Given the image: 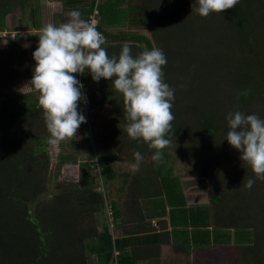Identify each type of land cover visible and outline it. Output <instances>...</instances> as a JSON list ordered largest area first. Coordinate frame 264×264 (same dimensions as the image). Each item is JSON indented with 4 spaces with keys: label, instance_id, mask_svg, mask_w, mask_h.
<instances>
[{
    "label": "trees",
    "instance_id": "obj_1",
    "mask_svg": "<svg viewBox=\"0 0 264 264\" xmlns=\"http://www.w3.org/2000/svg\"><path fill=\"white\" fill-rule=\"evenodd\" d=\"M26 1L33 20L40 0H0V31L4 29L2 18L11 9L8 3L23 10ZM58 1L64 8L76 5L85 20L96 11V27L105 37L103 47L110 56L118 55L128 43L133 56L155 47L167 58L163 77L174 89L175 119L166 138L172 146L182 144L177 153L190 167L182 184L171 174L164 148L160 162L142 166L143 174L136 182H124L122 197L130 202L137 225L167 216L171 237H175L173 245L191 246L199 252L228 246L231 264H264V181L255 178L236 149L223 145L226 116H218L221 108L226 114L238 109L264 119V0H239L233 9L207 17L196 12L193 28L181 18L186 11L176 10L183 0H139L120 10L108 6L106 0ZM139 29L151 31V39L139 34ZM175 31L180 33L179 41H174ZM5 38L10 60H16L17 46ZM28 41L38 44V35L31 34ZM22 62L20 78L30 81L35 61L26 49L19 48V64ZM80 79L89 110L83 113L81 104L79 110L86 115L84 125L89 130L95 124L89 119L90 109L108 106L103 145L97 147L94 159L58 155V167L66 163L77 166L78 188L58 193L30 211L31 215L26 207L42 191L39 168L45 163V158L38 161L31 152L40 140H49L38 93L31 91L13 99L7 96L0 107V264H88L90 259L94 264H135L124 249L156 240L154 234L113 237L111 228L120 216L113 199L107 202L112 225H101L96 231L90 221L88 212L94 206L102 209L92 170L98 169L105 182L113 181L121 175L115 165L125 161L127 153L133 156L138 151L144 156L146 152L151 160L155 150L127 136L122 96L111 80L95 82L87 70ZM191 80L202 85L194 90ZM224 150L226 156H222ZM14 152L19 159L10 158ZM229 169L232 173L227 177ZM249 178L255 180L251 189L244 186ZM149 253L154 256V251Z\"/></svg>",
    "mask_w": 264,
    "mask_h": 264
},
{
    "label": "clouds",
    "instance_id": "obj_2",
    "mask_svg": "<svg viewBox=\"0 0 264 264\" xmlns=\"http://www.w3.org/2000/svg\"><path fill=\"white\" fill-rule=\"evenodd\" d=\"M195 11L201 17L233 9L239 0H196ZM65 22L47 23L41 27L32 58L35 61L31 80L24 87L38 93L49 143L58 144L76 137L86 118L79 105L86 103L83 84L74 74L87 70L93 81L111 80L121 94L127 123L124 131L132 140H141L155 152L154 162L162 160V150L171 144L166 138L172 131L174 89L164 82L163 66L167 58L162 49L153 47L133 56L125 43L118 55H109L105 37L96 22L81 18L79 11L66 13ZM243 94H246L243 93ZM228 144L236 149L255 178L264 181V119L253 113L237 110L226 115ZM138 170L144 157L134 152ZM255 180L249 178L245 187L251 189Z\"/></svg>",
    "mask_w": 264,
    "mask_h": 264
},
{
    "label": "rangeland",
    "instance_id": "obj_3",
    "mask_svg": "<svg viewBox=\"0 0 264 264\" xmlns=\"http://www.w3.org/2000/svg\"><path fill=\"white\" fill-rule=\"evenodd\" d=\"M184 2L182 4L178 3V7L176 10H182L183 14H177V15H183L181 16L183 21L190 22L188 25H191V27H195L194 20V13H196L195 8L198 6L196 0H183ZM128 3H138L139 0H127ZM49 0H41L38 3L37 9H38V17L39 20H45L44 17L47 15L45 11L48 10V6H51L52 4H49ZM9 7H11L10 11L5 14L2 18L3 27L4 29L0 31V107L3 106L4 100H6L7 96L13 99L15 96H19L21 94H25L27 92L32 93L31 91H28L26 87H24L26 84H28L27 79L20 78L19 70L23 67V64L25 62H22L21 65L19 64V48L26 49L28 46V38L32 34L29 29H31V23H30V17H29V9H28V2L23 5V10L20 9L19 5L14 3L9 4ZM59 7V3L56 2V5L54 8ZM53 8V7H51ZM187 9V10H186ZM46 13V14H45ZM48 16V15H47ZM54 16V15H53ZM56 16L53 17L55 19ZM195 20L197 21L198 18L195 17ZM32 21V20H31ZM20 22V23H19ZM37 22L34 20L32 24H35ZM46 22V21H45ZM20 24V27H19ZM18 29V30H15ZM28 30V32H23ZM22 31V32H20ZM139 34H142L143 36L147 37L148 39H151L152 33L149 30L146 29H139ZM6 36H8L12 42L17 46L16 49V60L13 59L10 60V54H8V46H7V40ZM174 41L180 40V33L178 31L174 32ZM24 46V48H22ZM10 53V52H9ZM16 62V63H15ZM197 82H193L191 80L190 84L192 87ZM90 85V84H89ZM202 83L196 84L193 88L196 90L198 87H200ZM92 87V85H90ZM96 85H94L95 87ZM199 89V88H198ZM217 100H222L221 98H217ZM221 103V102H220ZM107 110L108 106L107 104H103L101 107L97 109H90V115L89 119L91 118L93 122L95 123L93 127H90V130L87 126L82 123L77 131L76 137L72 139H66L58 144H50L48 141L45 140V142H42L41 140L36 144L37 147L34 148V152L32 150L31 155L35 156L36 160H41L45 158V163L43 166L39 168L41 175V192L35 197V202L31 205H28L27 211L31 215V212L34 208H37L43 203L50 202V200L55 197L58 193L65 192V190H69L72 188H78L77 184V175H78V168L76 165L73 164H60V166H57L58 161V155H68V154H76L77 159H89L93 158L94 156L96 158V152L97 147H102L103 143H101L104 140V134H102V126L105 123L106 116H107ZM226 110L220 109V112L218 116H222L225 114ZM222 126L224 128V132L226 134L228 128H227V120H224L222 123ZM225 134L224 137L225 138ZM96 135V137H95ZM97 138L98 141H94L93 139ZM223 145L227 144V140L222 141ZM220 144V140L214 144L215 146ZM87 148H89L87 150ZM182 144L177 143L173 144V146L170 144L168 147H166V155L169 158V165H170V172L172 175L179 177V179L182 181L185 180L184 176L187 175L190 164L185 160L184 157L179 156L177 152H179L178 149H182ZM18 152V151H17ZM14 152L10 154V158L15 156L17 159H19V153ZM222 156H226V151H221ZM130 154V155H129ZM129 155V157H127ZM143 156V155H142ZM148 153L145 152V155L143 156L144 159L142 162H140L138 170L135 168L136 161L133 156H131V153H127L125 155V161L117 162L116 168L119 166L121 175H117L116 178L113 181H107L105 182L102 180L99 170L94 169L92 170V175L94 178L97 179V185L95 184L94 190L98 193H100L101 197V208H98L97 206L93 207L92 212H88L90 221L93 225V227L97 230H99L101 225H107L110 226L113 224V222H109V216L107 215V202L109 200L113 199L115 202L118 203V206H120L121 210L124 211L125 207H128L130 202L126 199H123L124 197V190L126 189V183L132 182L133 180L136 182L137 176L141 177V168L142 166L146 164H150L151 161V167L154 166V161L147 158ZM123 159V157L121 158ZM229 161H232L229 159ZM113 166V168H115ZM149 166V165H148ZM227 177L231 176L232 170L229 169L227 172ZM218 175V174H217ZM221 177L220 175H218ZM136 178V179H135ZM222 178V177H221ZM107 184V187L105 188L104 185ZM121 184V186H120ZM77 185V186H76ZM123 189H122V188ZM105 195V196H104ZM86 196V194H85ZM123 196V197H122ZM84 209H87L85 206H83ZM91 209V208H90ZM88 210V209H87ZM89 211V210H88ZM115 226V225H114ZM114 226L111 228L112 233L114 232ZM215 255L212 256L213 264H231V252L232 249H230L228 246H221L216 247L214 249ZM230 254V257H229ZM88 264H94V260L90 259L88 261ZM237 264V263H235Z\"/></svg>",
    "mask_w": 264,
    "mask_h": 264
},
{
    "label": "crops",
    "instance_id": "obj_4",
    "mask_svg": "<svg viewBox=\"0 0 264 264\" xmlns=\"http://www.w3.org/2000/svg\"><path fill=\"white\" fill-rule=\"evenodd\" d=\"M41 1V0H40ZM52 4L51 6H48V10L45 11L47 15H45V20H39L38 15V9L36 11V17H33V20H30L31 23V29L30 32L34 35H39V30L42 26H44L47 23H54L59 24L62 22H65L67 19L66 13L75 10V6L72 8H64L61 5V2L58 0H49ZM105 2V0H102ZM119 1V3H118ZM56 2L59 3V7L54 8L56 5ZM108 3V6L115 5V8L117 10H120L122 8H125L127 0H106ZM125 2V3H124ZM39 3V2H38ZM38 6V5H37ZM53 7V8H51ZM111 7V6H110ZM45 13V14H46ZM56 16L55 19H53L54 16ZM81 18L85 19V17L80 13ZM36 20L35 24H32V22ZM46 21V22H45ZM107 30L113 31L115 28H108ZM22 32V31H20ZM28 32V30L23 31ZM37 47V44H29L26 47V50L30 53L32 56V52L35 51ZM24 48V46L22 47ZM92 87H94V83H91ZM28 93V92H27ZM120 216L118 220L116 221V224L114 226V232L113 237L115 238H121L123 237H140L145 236L149 234L156 235V240L152 244L148 241V243H143V245H131L129 247H126L124 250L126 251L128 257L132 259V262L135 264H213L212 256L215 255L214 249L211 248L207 249L204 252H199V250L194 249L193 247H179L176 245H173V240L175 237H171V231L168 224V218L167 216L154 218L150 220L146 224L137 225L134 214L132 213V210L128 207L124 208V211L121 210L120 206L117 207ZM150 250L157 253L158 257H151Z\"/></svg>",
    "mask_w": 264,
    "mask_h": 264
},
{
    "label": "built area",
    "instance_id": "obj_5",
    "mask_svg": "<svg viewBox=\"0 0 264 264\" xmlns=\"http://www.w3.org/2000/svg\"><path fill=\"white\" fill-rule=\"evenodd\" d=\"M95 15H96V11L93 9L92 14L88 16V20L89 21H95L96 24H97V20L95 18ZM77 79L82 83V81L80 79V74H77ZM84 91H85V85L83 84V88H81V92H82L83 95H84ZM81 105H82V111H83V113L88 112V110H89V103L87 102V100H86V103L82 102ZM84 116L86 117V115H84ZM108 211L109 210H107V214H109Z\"/></svg>",
    "mask_w": 264,
    "mask_h": 264
}]
</instances>
